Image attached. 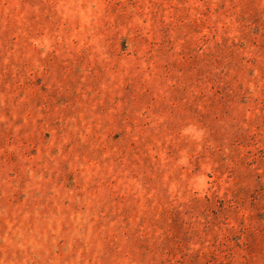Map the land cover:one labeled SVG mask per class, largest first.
<instances>
[{"label":"rangeland","instance_id":"rangeland-1","mask_svg":"<svg viewBox=\"0 0 264 264\" xmlns=\"http://www.w3.org/2000/svg\"><path fill=\"white\" fill-rule=\"evenodd\" d=\"M0 264H264V0H0Z\"/></svg>","mask_w":264,"mask_h":264}]
</instances>
